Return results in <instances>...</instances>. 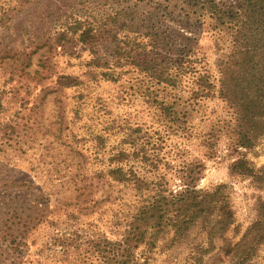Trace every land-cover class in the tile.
I'll use <instances>...</instances> for the list:
<instances>
[{
    "label": "rangeland",
    "instance_id": "rangeland-1",
    "mask_svg": "<svg viewBox=\"0 0 264 264\" xmlns=\"http://www.w3.org/2000/svg\"><path fill=\"white\" fill-rule=\"evenodd\" d=\"M83 1L0 0V232L16 238L19 247L17 251L14 247L1 250L0 264H74V255L66 260L59 248L51 246L52 237L61 230L118 238V228L112 225L115 215L127 209L124 204L132 206L135 193L121 186L108 188L95 179L92 187H81H88V179L107 167L109 153L132 132L139 146H145L146 155L151 149L158 154L156 170L138 164L141 155L129 161L128 166L141 178H162L170 190L178 191L182 170L193 164L201 170L197 189L226 186L234 223L224 239L227 245L235 244L260 218L264 182L257 178L264 181V173L256 179L235 175L231 165L244 157L255 172L264 171V141L254 149L237 150L227 126L231 115L216 100H203L194 110L188 108L186 124L170 122L154 97L157 101L164 98L168 104L179 101V111V105L191 104L190 89L183 88L186 83L178 91L164 90L133 68L126 69L116 82L101 77L103 70L90 63L93 52L100 59H110L115 31L121 24L127 27L118 36L124 31L144 35L159 28L164 41L176 43L167 56L182 50L176 35H189V31L178 17L153 14L149 7L140 6L133 19L120 18L118 26H106L95 34L90 46L83 45L78 42L79 33L65 32L76 17L85 18ZM89 1L94 5L98 0ZM215 1L234 5L233 0ZM133 4L121 0L116 6L125 10ZM205 31L196 35V42L212 66L229 52L230 39L224 33ZM60 76L83 84L62 90L57 85ZM113 125L122 130L116 134L118 129L109 130ZM98 135L103 137L101 145ZM127 145L124 148L132 153L134 149ZM13 182L26 184L7 188ZM107 195L110 200L101 202ZM95 201L99 204L94 205ZM15 213L23 220L13 218ZM194 235L197 238L192 244L172 249L159 244L152 252L139 248L135 256L142 264H231L224 256L222 241L197 262L200 252L195 247L207 246L203 234L195 231ZM247 264H264V244Z\"/></svg>",
    "mask_w": 264,
    "mask_h": 264
},
{
    "label": "trees",
    "instance_id": "trees-1",
    "mask_svg": "<svg viewBox=\"0 0 264 264\" xmlns=\"http://www.w3.org/2000/svg\"><path fill=\"white\" fill-rule=\"evenodd\" d=\"M119 1L98 0L93 5L84 0L85 18L76 17L65 32L79 33L78 42L90 46L98 31L108 25L118 26L122 17L133 19L141 6L149 7L153 14L178 17L189 35L177 34L176 41L182 50L167 56L169 48L176 43L164 41L159 28H153L144 35L124 31L118 36L127 27L123 23L115 31L110 59H100L97 52H93L95 57L90 63L96 70H103L99 74L101 77L116 82L127 72L126 69L133 68L164 90L178 91L186 83L187 87L183 88L189 87L191 104L179 105V111L176 110L179 101L168 104L164 98L157 101V96L154 97V102L170 122L186 124L190 114L188 108L193 109L203 100H216L231 115L227 126L237 150H251L264 141V0H233L232 6L221 5L215 0H126L134 3V7L125 10L117 8ZM106 6L109 7L104 10ZM203 30L214 35L224 33L230 39L229 52L215 60L212 66L198 51L196 35ZM82 84L79 79L69 76L57 79L58 88L62 90ZM115 129H118L116 134L122 130L118 125L109 127V130ZM133 134L125 135L126 138L112 149L113 153H109L107 167L88 179V187H81V190L92 187L95 179L108 188L121 186L135 193L132 206L124 204L127 209L115 215L112 225L118 228L115 233L118 238L110 239L99 232L61 230L59 235L52 237L51 246L59 248L66 260L74 255V264H142L135 256L139 248L152 252L159 244H168L171 249L189 245L196 240L194 233L197 231L205 236L207 246L195 247L200 252L197 262H202V256L212 251L217 241H222L221 248L229 263H249L258 247L264 244V203L259 206L260 218L241 239L232 245L225 244L224 237L234 223L224 193L226 186L219 185L211 191L197 189L201 170L193 164L182 170L178 191L170 190L162 178H141L133 166H128L129 161L141 155L138 164L156 170L158 154L151 149L152 153L146 155L145 146L141 148ZM96 139L99 145L103 144L102 136L98 135ZM125 144L134 149L132 153L124 148ZM231 173L256 179L264 171L255 172L249 162L240 157L232 163ZM261 180L257 178V182H264ZM9 184L7 188L19 189L26 183ZM109 200L107 195L101 202ZM98 204L95 201L94 205ZM12 215L19 222L23 220L16 213ZM13 247L15 251L19 250L16 238L0 232V251Z\"/></svg>",
    "mask_w": 264,
    "mask_h": 264
}]
</instances>
